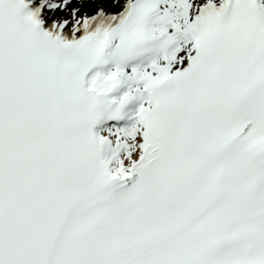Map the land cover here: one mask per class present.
<instances>
[{"label":"snow or ice","instance_id":"snow-or-ice-1","mask_svg":"<svg viewBox=\"0 0 264 264\" xmlns=\"http://www.w3.org/2000/svg\"><path fill=\"white\" fill-rule=\"evenodd\" d=\"M0 264H264V0H0Z\"/></svg>","mask_w":264,"mask_h":264}]
</instances>
